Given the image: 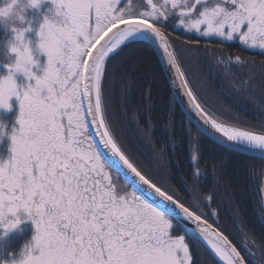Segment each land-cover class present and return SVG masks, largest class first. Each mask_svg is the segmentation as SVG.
<instances>
[{
  "label": "snow or ice",
  "instance_id": "6c2138e0",
  "mask_svg": "<svg viewBox=\"0 0 264 264\" xmlns=\"http://www.w3.org/2000/svg\"><path fill=\"white\" fill-rule=\"evenodd\" d=\"M53 4L62 19L45 15L39 28L40 49L47 54L43 73L31 70L36 60L27 45L23 49L14 45L17 63L7 65L8 74L0 78V107L11 108L10 98H19L12 154L0 160V226L15 228L21 210L34 221V245L23 264H194L185 236L175 234L178 218L195 225L193 234L223 264H248L235 245L204 219L199 200L194 197L197 211L192 210L126 154L107 117L104 83L111 58L130 45H144L158 53L174 101L184 113L200 117L196 127L201 135L230 151L264 158V130L225 124L209 115L183 67L193 49L215 51L210 47L213 40L220 45L238 40L244 49L264 56V0H143L139 4L53 0ZM17 39L23 43V33ZM217 63L230 72L232 64L244 66L249 61L229 54L217 57ZM20 69L29 81L23 87L13 75ZM249 71L246 78L234 82L236 88H259L264 98V86L256 85L255 73ZM127 84L130 91V78ZM125 99L130 96H122V103ZM145 101L150 108L151 82ZM152 127L149 113V131ZM166 128L174 148L171 121ZM198 139L190 135L195 176L203 174L197 166ZM159 151L164 153L165 148ZM164 164L167 173V161ZM113 172L115 179L123 177L124 186L117 185ZM203 200L211 203L213 196L205 194ZM34 249L38 254H33Z\"/></svg>",
  "mask_w": 264,
  "mask_h": 264
},
{
  "label": "trees",
  "instance_id": "16d2710c",
  "mask_svg": "<svg viewBox=\"0 0 264 264\" xmlns=\"http://www.w3.org/2000/svg\"><path fill=\"white\" fill-rule=\"evenodd\" d=\"M134 2L139 4L143 0ZM173 23L175 20L169 23L168 32H171ZM176 35L183 37L184 33L177 32ZM10 36V29L0 25L2 71L1 63L7 65L10 62L6 45ZM187 39L195 40L197 37L188 36ZM210 47L216 49L210 54H206L203 48L198 51L193 49V54L183 64L198 101L209 115L220 122L250 130H264V109L260 107L264 105V98L259 88L256 91L238 90L235 86L250 74L249 70L255 73V84L264 86V56L258 51L244 49L238 40L225 45L213 40ZM229 54L239 55L249 63L244 66L232 64L230 72H226L224 66L217 63V57ZM107 72L104 83L107 117L126 154L154 182L163 183L170 194L192 210L197 211L194 197L199 200L204 218L227 235L248 264H264V205L261 203L264 158L230 151L201 135L196 124L174 101V91L154 50L144 45H130L107 62ZM129 78L132 81L130 91L127 84ZM149 82L150 108L145 101ZM122 96H130V99L122 103ZM149 113L153 125L150 131ZM169 121L176 140L174 148L168 143L170 134L166 126ZM190 135L199 137L197 166L203 173L200 176L194 175V165L190 160ZM162 146L164 153L159 151ZM9 150L10 143L4 135L0 138V152ZM164 161H167V173L163 171ZM120 179L125 183L123 177ZM205 194L213 196L211 203L204 202ZM174 223L175 234L184 235L190 245L194 264H222L179 220ZM29 239L27 233L20 242L10 238L2 240L0 262L9 260L10 253L17 255Z\"/></svg>",
  "mask_w": 264,
  "mask_h": 264
},
{
  "label": "clouds",
  "instance_id": "9594fccd",
  "mask_svg": "<svg viewBox=\"0 0 264 264\" xmlns=\"http://www.w3.org/2000/svg\"><path fill=\"white\" fill-rule=\"evenodd\" d=\"M44 2L45 0H36V2H34V0H0V25H4L6 28L14 32V38L6 41V45L8 49L7 55L10 58V63L8 65L14 66L18 60V53L12 51L14 45L20 49H23V47L27 45L31 49V54L33 58L36 60V63L31 65V70L34 71V66L39 65V60L37 57L38 54L42 52V50L40 49V39L34 42L30 38L26 37V33L34 27L32 23V19L29 18L26 13L29 9H33V8L39 9ZM41 24L39 25V28ZM21 33H23L24 36L23 43L17 39V36ZM38 36H39V29H38ZM45 67L46 66L44 65H39L41 74L45 70ZM17 73H22L25 77H27L23 69L13 70V75L15 79ZM7 74L0 75V78H2ZM27 83H19L17 81V84L20 87L25 86ZM5 109H10V108H5ZM14 130L15 129L13 126L11 131H8L7 122L0 120V138H2L4 135H9L11 137ZM33 245L34 243L31 241L26 242L24 246L19 250L18 254L12 260L7 261V264H23V261L26 258V253L32 249Z\"/></svg>",
  "mask_w": 264,
  "mask_h": 264
},
{
  "label": "rangeland",
  "instance_id": "374dc122",
  "mask_svg": "<svg viewBox=\"0 0 264 264\" xmlns=\"http://www.w3.org/2000/svg\"><path fill=\"white\" fill-rule=\"evenodd\" d=\"M26 14L29 18L32 19V23L34 25V27L26 33V37L30 38L34 42L38 41L40 39V37L38 36V29H39V25L42 23L45 15L54 16L57 20L62 19V17L56 16L55 5L53 4L52 0H45V2L40 6L39 9H35V8L29 9ZM10 31H11V36L9 39H13L14 38V32L12 30H10ZM37 58L39 60V65L46 66V63H47V54L46 53H43V52L39 53ZM9 61H10V58H9ZM1 65H2L3 71L0 69L2 71V73L0 72V75L7 74L9 71L7 65L3 64V63H1ZM39 65L34 66V71H37L38 74L41 73L40 69H39ZM16 79L19 83H27L28 82V78L25 77L22 73H17ZM32 82H34V78H33ZM9 102L12 105V107L10 109H5L3 107H0V120L6 121L7 122V130L11 131L13 126H16V127L19 126L18 125L19 98L13 96L10 98ZM5 136L10 143V150L6 153L0 152V160L8 159L12 154L11 153V137L9 135H5ZM15 231H16V228L11 229V230L7 229L4 231H1L0 232V242H2V240H4V239H8L12 234H14ZM35 233H36V227H35V231H34L33 238H32L33 241H31L33 243H34ZM33 251L37 252V249H34ZM15 256L11 257L9 260H12ZM0 264H7V262H5V263L0 262Z\"/></svg>",
  "mask_w": 264,
  "mask_h": 264
},
{
  "label": "flooded vegetation",
  "instance_id": "af4514ba",
  "mask_svg": "<svg viewBox=\"0 0 264 264\" xmlns=\"http://www.w3.org/2000/svg\"><path fill=\"white\" fill-rule=\"evenodd\" d=\"M232 7H235L234 5ZM117 176V174L115 172H113V177L115 179V177ZM115 182L117 183V185L119 186H124L125 183H123L122 179H115ZM128 190H131V188L128 186ZM18 215L21 217V223L16 227V231L14 232V234H12L9 238L10 239H14L18 242H20V240L22 239L23 235L24 234H29L30 235V239L29 241H33L32 238H33V234H34V231H35V223L32 219H27V213L24 212L23 210H21ZM4 230H7L5 229L4 227L0 226V232L1 231H4ZM8 238V239H9ZM28 241V242H29ZM39 250L37 249V252L33 251V254H38ZM15 256L14 253H10V257H13ZM8 261V260H7ZM7 261H4L7 262Z\"/></svg>",
  "mask_w": 264,
  "mask_h": 264
},
{
  "label": "water",
  "instance_id": "95a60500",
  "mask_svg": "<svg viewBox=\"0 0 264 264\" xmlns=\"http://www.w3.org/2000/svg\"><path fill=\"white\" fill-rule=\"evenodd\" d=\"M101 43H103V41H101ZM165 69V68H164ZM166 71V69H165ZM166 74H167V71H166ZM167 77L169 79V75L167 74ZM172 89H173V86L171 85ZM174 91V90H173ZM181 95H182V92H181ZM184 100H185V107H188L187 105V97H184ZM188 115V114H187ZM189 116V115H188ZM189 118L195 123V124H198L199 123V120H200V117L198 115H196L195 113H192ZM258 156V155H257ZM205 219V218H204ZM178 220L192 233H194V230H195V225L192 224L191 222L189 221H186L185 219L183 218H178ZM208 221V220H207ZM208 223L210 225H212V227L214 229H218L220 232H222L217 226H215L214 224H212L210 221H208ZM223 233V232H222ZM225 235V233H223ZM227 237V235H225ZM197 237V236H196ZM198 238V237H197ZM228 238V237H227ZM199 239V238H198ZM229 239V238H228ZM229 241H231L229 239ZM204 243V242H203ZM231 243L234 245V243L231 241ZM210 250L211 248L206 244L204 243ZM236 247V246H235ZM237 248V247H236ZM237 250L239 251V249L237 248ZM212 251V250H211ZM213 252V251H212ZM213 254L219 259V261L223 264V262L220 260V258L213 252Z\"/></svg>",
  "mask_w": 264,
  "mask_h": 264
}]
</instances>
